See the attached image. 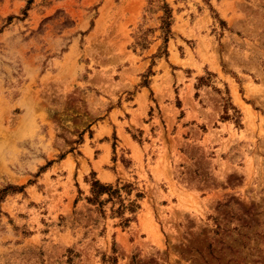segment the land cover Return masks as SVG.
<instances>
[{
	"label": "rangeland",
	"instance_id": "374dc122",
	"mask_svg": "<svg viewBox=\"0 0 264 264\" xmlns=\"http://www.w3.org/2000/svg\"><path fill=\"white\" fill-rule=\"evenodd\" d=\"M0 264H264V0H0Z\"/></svg>",
	"mask_w": 264,
	"mask_h": 264
},
{
	"label": "trees",
	"instance_id": "16d2710c",
	"mask_svg": "<svg viewBox=\"0 0 264 264\" xmlns=\"http://www.w3.org/2000/svg\"><path fill=\"white\" fill-rule=\"evenodd\" d=\"M163 8V16L161 17L160 21H161V29L163 30V32L165 34L168 33V28H169V21L168 19L170 18L169 16V10L167 9V7ZM116 189H113L111 186L109 185H103L98 183L97 181H93L90 183V198H87V202H89L90 204H97L100 205L102 204L101 202L98 201V198L101 195H106L107 199L104 201H111V199L113 198V196L116 194ZM132 211V210H130Z\"/></svg>",
	"mask_w": 264,
	"mask_h": 264
}]
</instances>
